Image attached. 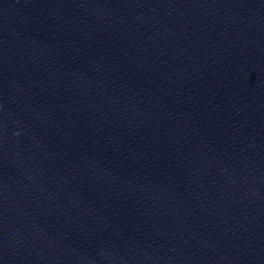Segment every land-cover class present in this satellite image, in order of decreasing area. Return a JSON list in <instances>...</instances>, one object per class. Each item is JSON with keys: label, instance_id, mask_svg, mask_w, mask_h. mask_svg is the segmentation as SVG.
Returning a JSON list of instances; mask_svg holds the SVG:
<instances>
[{"label": "water", "instance_id": "water-1", "mask_svg": "<svg viewBox=\"0 0 264 264\" xmlns=\"http://www.w3.org/2000/svg\"><path fill=\"white\" fill-rule=\"evenodd\" d=\"M0 264H264V0H0Z\"/></svg>", "mask_w": 264, "mask_h": 264}]
</instances>
